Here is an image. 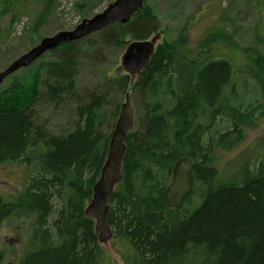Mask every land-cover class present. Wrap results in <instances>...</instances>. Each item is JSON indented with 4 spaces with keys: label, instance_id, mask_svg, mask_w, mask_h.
Here are the masks:
<instances>
[{
    "label": "trees",
    "instance_id": "16d2710c",
    "mask_svg": "<svg viewBox=\"0 0 264 264\" xmlns=\"http://www.w3.org/2000/svg\"><path fill=\"white\" fill-rule=\"evenodd\" d=\"M0 6V14H10L11 22L15 11L34 13L39 7L34 31L52 13L56 0H34L31 6L0 0ZM157 29L151 12L141 9L126 23L99 33L126 46L127 38L145 40ZM89 39L59 45L49 52L54 61L29 70V81L16 77L0 92V165L31 170L19 198L0 199V221L13 214L34 220L19 264H115L98 243L94 222L84 210L112 133L100 127L114 128L119 106L105 115V94L90 96L75 109V128L60 136L49 135L35 115L41 96L58 103L72 92L76 48ZM231 45L232 35L222 30L194 49L181 34L157 45L132 84L127 75L110 80L116 89H132L140 100L137 112H144L125 139L122 179L108 201L107 224L123 264H264V157L230 184L217 180L208 157L214 147L236 145L245 123L262 109L258 98L264 92L259 83L264 56L242 50L247 77L255 80L249 98L238 88L233 60L216 48L233 51ZM40 83L46 90L42 94ZM217 119L228 123L225 130L212 131ZM181 157L193 161L192 189L180 207L168 209L164 192Z\"/></svg>",
    "mask_w": 264,
    "mask_h": 264
},
{
    "label": "rangeland",
    "instance_id": "374dc122",
    "mask_svg": "<svg viewBox=\"0 0 264 264\" xmlns=\"http://www.w3.org/2000/svg\"><path fill=\"white\" fill-rule=\"evenodd\" d=\"M17 1L23 6H31L32 1L34 2V0ZM114 1L56 0L52 13L44 17L40 26L34 31L32 28L38 22L39 7L34 13L26 10L15 11L14 22H11L10 14H0V72L20 55L37 45L41 39L61 31L72 30L82 20L101 13ZM77 5L80 7H76ZM141 9H148L155 18L158 29L152 32L151 36L156 33L161 34L157 45L174 41L183 34L187 38L189 47L194 49L204 38L220 30L232 35L233 45L230 47L233 51L227 50L224 46L216 48L222 56H230L233 60L236 66L235 72L240 76L236 80L239 84L238 88L245 96L253 97L250 88L254 86L255 80L247 77V62L242 50H252L264 56V0H145ZM87 38H90L87 44L82 43L76 48L77 69L72 92L65 95L58 103L41 96L35 106L37 122L49 135L60 136L71 132L78 121L76 107L86 103L92 95L105 94L102 109L105 115L113 112L117 105L120 109L121 104L124 103L126 91L113 87L110 80L126 75L120 65L126 46L108 42L101 33ZM126 41L129 43L134 40L127 38ZM55 59L49 52L44 54L26 68L25 72L21 69L8 77L0 86V92L16 77L29 81V75L35 66ZM46 78L48 77H44L43 80ZM259 83H263L264 87V75L261 76ZM39 89L41 94L46 91L44 83H40ZM129 94L135 109L136 121L144 112H137L140 100L132 89L129 90ZM259 96L258 100L262 104L261 112H256L253 120L245 123L241 140L229 149L214 147L209 153L211 164L217 170V180L221 182H229V184L236 182L243 174V170L246 168L253 170L258 161L264 157V92L262 91ZM227 125L224 120H214L211 124L212 131L218 130L219 127L221 129L218 131L225 130ZM100 129L104 133L113 131V128L109 130L108 124H103ZM30 175L31 170L26 166L0 165V199L19 198ZM33 223L32 217L17 214L0 221V264L20 263L24 252L27 251ZM102 247L115 264H123L119 248L114 241L111 240Z\"/></svg>",
    "mask_w": 264,
    "mask_h": 264
},
{
    "label": "water",
    "instance_id": "95a60500",
    "mask_svg": "<svg viewBox=\"0 0 264 264\" xmlns=\"http://www.w3.org/2000/svg\"><path fill=\"white\" fill-rule=\"evenodd\" d=\"M144 0H115L101 13L82 20L70 31H61L45 37L40 42L20 55L0 72V86L21 69L30 67L44 54L51 52L63 43H74L103 31L111 25H121L130 20L143 5ZM161 34L156 33L145 40L129 42L121 56V68L130 77L131 84L149 63ZM129 90L125 93L117 120L110 135L105 162L101 167L97 181L92 188V195L84 214L94 222V234L100 245H105L113 238V231L107 224L109 198L122 179V163L126 151L125 139L134 127L135 113ZM193 161L181 157L175 161L171 170V180L164 192L168 209L181 206L192 189L190 178Z\"/></svg>",
    "mask_w": 264,
    "mask_h": 264
},
{
    "label": "bare ground",
    "instance_id": "6f19581e",
    "mask_svg": "<svg viewBox=\"0 0 264 264\" xmlns=\"http://www.w3.org/2000/svg\"><path fill=\"white\" fill-rule=\"evenodd\" d=\"M134 111H135V109H134ZM108 146V145H107ZM165 201V200H164ZM166 204V203H165Z\"/></svg>",
    "mask_w": 264,
    "mask_h": 264
}]
</instances>
